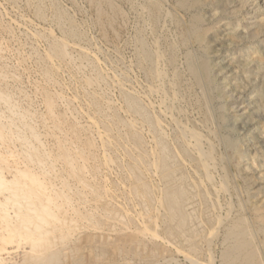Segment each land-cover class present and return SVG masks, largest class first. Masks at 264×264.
<instances>
[{
  "label": "rangeland",
  "instance_id": "rangeland-1",
  "mask_svg": "<svg viewBox=\"0 0 264 264\" xmlns=\"http://www.w3.org/2000/svg\"><path fill=\"white\" fill-rule=\"evenodd\" d=\"M193 1L0 0V167L14 178L33 151L31 172L77 227L65 225L51 264H243L230 262L242 243L264 264V0ZM201 60L211 83L192 72ZM31 254L10 243L0 264Z\"/></svg>",
  "mask_w": 264,
  "mask_h": 264
},
{
  "label": "bare ground",
  "instance_id": "bare-ground-1",
  "mask_svg": "<svg viewBox=\"0 0 264 264\" xmlns=\"http://www.w3.org/2000/svg\"><path fill=\"white\" fill-rule=\"evenodd\" d=\"M111 1V0H110ZM181 1V0H180ZM194 1H196V0H194ZM193 1V2H194ZM105 2V1H104ZM190 2V1H189ZM186 3V2H185ZM192 3V2H191ZM190 3V4H191ZM183 4V3H182ZM189 4V3H188ZM189 4V5H190ZM99 6V5H98ZM185 6V5H184ZM187 6V5H186ZM191 12V11H190ZM192 14V13H191ZM120 15V14H119ZM195 15V14H194ZM116 16V15H115ZM198 16V15H197ZM195 17L194 18V20H193V22L191 23V25H190V31H192L193 33H195V34H197L196 36H199V37H201L202 39L204 38V36L206 35V33H207V30L205 29V28H203L202 26H200V18L199 17ZM193 17V16H192ZM252 21H255V20H252ZM255 23V22H254ZM185 26V25H184ZM255 29H256V27H254ZM192 32H190V34L192 33ZM257 32V31H256ZM183 33V32H182ZM250 34V33H249ZM207 36V35H206ZM249 36V35H248ZM253 37V36H252ZM183 41V40H182ZM61 48H62V46H60V47H58V49L57 50H59V52H62V50H61ZM59 54H61V53H59ZM189 59V58H188ZM195 59V58H194ZM202 61V60H201ZM253 60H250L249 61V63L251 64V62H252ZM255 61V60H254ZM197 64V63H196ZM258 64V63H257ZM196 67H194V69H193V73H194V75L196 76V78L198 79V77L199 78H201L202 79V81H206L207 83H211L212 82V77H211V74H210V66H209V64H208V62H206V61H202V62H200L199 64H198V66L197 65H195ZM86 77L87 76H85V79H86ZM87 79H88V81L89 82H91L89 79L90 78H88L87 77ZM86 79V80H87ZM85 80V81H86ZM199 81V80H198ZM201 81V82H202ZM87 82V81H86ZM88 82V83H89ZM92 83V82H91ZM204 84H205V82H204ZM1 93V92H0ZM6 95V94H5ZM9 96V95H8ZM257 96H258V100H259V103H260V105L263 107L264 106V94L263 93H261V92H257ZM4 98V97H3ZM4 100V99H3ZM2 100V101H3ZM11 103V102H10ZM102 103V102H101ZM12 104V103H11ZM50 105V109L49 110H51V106H52V102L50 101V103H49ZM8 106V105H7ZM14 107V106H13ZM92 107V106H91ZM98 108V107H97ZM133 108H134V106H133ZM53 110V109H52ZM51 110V111H52ZM133 110V109H132ZM134 111V110H133ZM106 112V111H105ZM13 113V112H12ZM51 113V112H50ZM54 116H55V114H54ZM24 117H25V115H24ZM29 117V116H28ZM58 117V116H57ZM67 117H68V115H67ZM105 117V116H104ZM107 117H108V115H107ZM56 119V118H55ZM106 119V118H105ZM26 120H27V118H26ZM56 120H58V119H56ZM103 120V119H102ZM17 121V120H16ZM60 122V121H59ZM92 122V121H91ZM95 122V121H94ZM93 122V123H94ZM133 122V121H132ZM148 122V121H147ZM160 122V121H159ZM19 123V122H18ZM97 122H95V124H96ZM103 123V122H102ZM123 123V122H122ZM15 124V123H14ZM17 124V123H16ZM27 124V123H26ZM65 124V123H64ZM67 124V123H66ZM98 124V123H97ZM112 124V123H111ZM129 124V123H128ZM142 124V123H141ZM9 125V124H8ZM20 125H21V123H20ZM22 125H24V124H22ZM36 125V124H35ZM126 125V124H125ZM135 125V124H134ZM133 125V126H134ZM2 126V125H1ZM0 126V138L2 137L3 138V129L5 128H3L2 129V127ZM27 126V125H26ZM103 126V125H102ZM128 126H130V125H128ZM133 126H131L132 128H133ZM9 127H10V125H9ZM17 127V126H16ZM24 128V127H23ZM68 128V127H67ZM74 128V127H73ZM28 129V128H27ZM52 129V128H51ZM75 129V128H74ZM94 129V128H93ZM12 130V129H11ZM133 130V129H132ZM22 131V130H21ZM36 131V130H35ZM38 131V130H37ZM36 131V132H37ZM48 131V130H47ZM129 131V130H128ZM134 131H135V128H134ZM20 132V131H19ZM107 132V131H106ZM133 132V131H132ZM150 132V131H149ZM14 133V132H13ZM21 133V132H20ZM78 133V132H77ZM112 132H110V133H108V134H111ZM31 134H32V137H34V135L35 134H33L32 132H31ZM49 134V133H48ZM74 134V133H73ZM76 134V133H75ZM108 134H107V136H108ZM115 134V133H114ZM134 134V133H133ZM132 134V135H133ZM138 134V133H137ZM46 135V134H45ZM130 135H131V133H130ZM13 136V135H12ZM36 136H37V134H36ZM35 136V137H36ZM62 136V135H61ZM111 136H112V134H111ZM137 136V135H136ZM159 136V135H158ZM6 137H8V136H5V138H3V140L4 139H7ZM10 137V136H9ZM22 136H18L17 138L20 140V139H22L21 138ZM31 137V138H32ZM64 137V136H63ZM90 137V136H89ZM105 137H106V135H105ZM132 137V136H131ZM138 137V136H137ZM49 138V137H48ZM83 138V137H82ZM10 139V138H9ZM16 139V138H15ZM27 139V138H26ZM61 139V138H60ZM104 139V138H103ZM116 139V138H115ZM130 139V138H129ZM155 139H156V137H155ZM2 140V141H3ZM11 140V139H10ZM29 140V139H28ZM106 140V139H105ZM110 140V139H109ZM137 140H138V138H137ZM16 141V140H15ZM30 141V140H29ZM107 141V140H106ZM124 141V140H123ZM129 141V143H130V140H128ZM133 141V140H132ZM142 141V140H141ZM19 142V141H18ZM24 142V141H23ZM64 142H66V141H64ZM110 142V141H109ZM127 142V141H126ZM158 142V141H157ZM20 143V142H19ZM28 143V142H27ZM37 143H39V142H37ZM108 143V142H107ZM121 143V142H120ZM128 143V142H127ZM134 144H135V142H133ZM47 144V143H46ZM53 144V143H52ZM67 144V143H66ZM109 144H111V143H109ZM122 144V143H121ZM131 144V143H130ZM137 144V143H136ZM71 145H72V143H71ZM75 145V144H74ZM124 145H126V144H124ZM133 145V144H132ZM131 145V146H132ZM160 145V144H159ZM26 146H30V145H26ZM64 146H66V145H64ZM69 146V145H68ZM73 146V145H72ZM107 146V145H106ZM121 146V145H120ZM134 146V145H133ZM142 146V145H141ZM3 147V146H2ZM24 147V146H23ZM39 147V146H38ZM126 147V146H125ZM128 147V146H127ZM140 147V146H139ZM161 147V146H160ZM26 149H27V147H25ZM24 148V149H25ZM71 148V147H70ZM69 148V149H70ZM124 148V147H123ZM23 149V148H22ZM40 149V148H39ZM38 149V150H39ZM120 149V148H119ZM127 149V148H126ZM131 149H133V148H131ZM15 150V149H14ZM31 150V149H30ZM61 149H59V151H60ZM71 150H73V149H71ZM124 150V149H123ZM123 150H122V153H123ZM128 150H130L129 149V147H128ZM158 150V149H157ZM162 150V149H161ZM18 151V150H17ZM22 151V150H21ZM24 151V150H23ZM22 151V152H23ZM26 151V150H25ZM49 151V150H48ZM77 151V149L75 150V152ZM104 151V150H103ZM121 151V150H120ZM127 150H125V152H126ZM31 151H29L28 150V153H23V156H24V158H22L23 160H24V162L26 163V169L25 170H20V171H18L19 172V174L17 173L15 176H14V178H11V179H8L4 174H3V168L2 167H0V219H1V224H0V252L2 251V250H4L5 251V246L6 245H8V244H12V243H15V242H17V246L19 247L20 245H21V243H26V242H28L29 244H30V249H31V255L29 256V258H27L26 260H25V262L23 263V264H51L52 262H54L56 259H58L59 258V252H58V254H57V251H55L54 249L55 248H57V246H60L63 242H64V240H65V238H66V235H64V230H65V225L68 227V230H70L71 228H72V224H74V223H72V221H69V222H67L66 220H65V218H63L62 216H60L59 215V211L61 210V205H60V203L59 202H61L62 201V199L64 198V196L63 195H58V193L57 194H55V193H51L50 192V189L51 188H49V185L47 186V184H48V182L47 183H45V182H43V181H41V178L39 177V176H37L35 173H33V172H31L32 170L30 169V165H31V161L34 159V157H35V154H32V153H34L33 151H32V153H30ZM62 152V151H61ZM68 152V151H67ZM72 152V151H71ZM75 152H73V153H75ZM106 152V151H105ZM128 152V151H127ZM126 152V153H127ZM151 152V151H150ZM155 152L157 153V151L155 150ZM165 152V151H164ZM19 153V152H18ZM17 153V154H18ZM41 153V152H40ZM44 153V152H43ZM58 153V152H57ZM57 153H55V154H57ZM70 153V152H69ZM77 153V152H76ZM128 153H130V152H128ZM133 153V152H132ZM159 153V152H158ZM157 153V154H158ZM161 153H163V151H161ZM8 154V153H7ZM12 154H14V153H12ZM11 154V155H12ZM51 154V153H50ZM71 154V153H70ZM124 154V153H123ZM142 154H144V153H142ZM153 154H154V151H153ZM171 154V153H170ZM176 154V153H175ZM38 155V154H37ZM40 155H42V154H40ZM53 155V154H52ZM74 155V154H73ZM128 155V154H127ZM138 155V154H137ZM163 155V154H162ZM162 155L160 156L161 158H162ZM244 155V154H243ZM10 156V155H9ZM14 156V157H13ZM12 156V158H17L18 159V161L17 162H19V158L20 157H17V156H15V154ZM48 156H49V154H48ZM106 156V155H105ZM124 156H125V154H124ZM141 156V155H140ZM139 156V157H140ZM159 156V155H158ZM179 156V155H178ZM242 156V155H241ZM73 157V156H72ZM78 157H79V155H78ZM84 157V156H83ZM87 157H89L88 156V154H87ZM108 157H109V154H108ZM129 157H130V154H129ZM135 157H136V155H135ZM138 157V156H137ZM244 157V156H243ZM242 157V158H243ZM5 158V157H4ZM10 158V157H9ZM39 158V157H38ZM42 158H44V157H42ZM50 158V157H49ZM53 158V157H52ZM52 158H50V159H52ZM74 158H76V157H74ZM109 158H111V155H110V157ZM109 158H107V159H109ZM122 158H123V156H122ZM131 158V157H130ZM148 158V157H147ZM60 159H61V157H60ZM119 159H121V158H119ZM127 159V158H126ZM132 159H134V157L132 156ZM142 159H143V157H142ZM162 159H164V158H162ZM162 159H160L161 160V162H162ZM240 159V158H239ZM41 160H43V159H41ZM82 160V159H81ZM113 160H115V159H113ZM140 160V162H141V158L139 159ZM138 160V161H139ZM145 160V159H144ZM143 160V161H144ZM157 160V159H156ZM53 161V160H52ZM55 161V160H54ZM53 161V162H54ZM58 161V160H57ZM63 161H65V162H68L67 164H69L70 162H69V160H68V158H67V156H65L64 158H63ZM62 161V162H63ZM79 161V160H78ZM83 161V160H82ZM111 161H112V159H111ZM117 161H119V160H116V162ZM122 161V160H121ZM132 161V160H131ZM137 161V162H138ZM164 161V160H163ZM171 161V160H170ZM242 161V160H241ZM240 161V162H241ZM43 162V161H42ZM60 162H61V160H60ZM74 162V161H73ZM110 162V161H109ZM120 162V161H119ZM123 162V161H122ZM133 162H135V161H133ZM145 162V161H144ZM160 162V161H159ZM39 163V162H38ZM45 163V162H44ZM76 163V162H75ZM85 164H86V162H84ZM107 163V162H106ZM115 163V162H114ZM118 163V162H117ZM116 163V164H117ZM121 163V162H120ZM146 163H149V161H147ZM154 163H155V161H154ZM153 163V164H154ZM158 163V162H157ZM35 164V163H34ZM97 164V163H96ZM95 164V165H96ZM124 164V163H123ZM143 164V163H142ZM141 164V165H142ZM240 164V163H239ZM33 165V164H32ZM43 165V164H42ZM46 165V164H45ZM44 165V166H45ZM66 165V164H65ZM76 165V164H75ZM84 165V164H83ZM108 165V164H107ZM117 165H121V164H117ZM134 165V163H132V166ZM135 165H139V164H135ZM147 165V164H146ZM149 166H151L150 164H148ZM238 165V164H237ZM58 166V165H57ZM66 166H68V165H66ZM86 166V165H85ZM163 166V165H162ZM161 166V167H162ZM61 167V166H60ZM84 166H82V169H83V171H84V169L85 168H83ZM130 167V166H129ZM160 167V166H159ZM160 167V168H161ZM132 168V167H131ZM135 169H137V167H134ZM45 169V168H44ZM47 169V168H46ZM65 169H67L66 167L63 169H61V170H65ZM92 169V168H91ZM90 169V170H91ZM96 169H97V167H96ZM139 169V168H138ZM142 169H143V167H142ZM148 170H150L149 168H147ZM162 169H164V168H161L160 170H162ZM75 170V169H74ZM86 170V169H85ZM133 170V169H132ZM131 170V171H132ZM144 170V169H143ZM168 170H170V169H168ZM167 170V171H168ZM70 171V170H69ZM129 171H130V168H129ZM130 171V172H131ZM138 171V170H137ZM65 172H66V170H65ZM64 172V173H65ZM146 172V171H145ZM169 172V171H168ZM167 172V173H168ZM39 173V172H38ZM43 173V172H42ZM67 173V172H66ZM72 173V172H71ZM92 173V172H91ZM127 173V172H126ZM132 173H134V172H132ZM140 173V172H139ZM163 172L161 171V174H162ZM171 173V172H170ZM68 174V173H67ZM73 174V173H72ZM78 174H79V172H78ZM84 174V173H83ZM129 175H130V173H128ZM135 174V173H134ZM159 174V173H158ZM44 175V174H43ZM56 175V174H55ZM65 175V174H64ZM95 175V174H94ZM111 175V174H110ZM109 175V176H110ZM126 175V174H125ZM124 175V176H125ZM45 176V175H44ZM57 176V175H56ZM68 176V175H67ZM76 176V175H75ZM74 175H73V177H75ZM128 176V175H127ZM126 176V177H127ZM164 176V175H163ZM254 176V175H253ZM45 177H47V176H45ZM87 177V176H86ZM131 177V176H130ZM133 177V176H132ZM138 177H140V176H138ZM162 177V176H161ZM164 177H166V175L164 176ZM164 177H162V178H164ZM259 177V176H258ZM57 178V177H56ZM88 178V177H87ZM92 178V177H91ZM90 178V179H91ZM95 178V177H94ZM106 178H107V176H106ZM123 178H125V177H123ZM137 178V177H136ZM145 178V177H144ZM260 178V177H259ZM258 178V179H259ZM46 179V178H45ZM54 179V178H53ZM77 179V178H76ZM82 179V178H81ZM84 179V178H83ZM125 179H127V178H125ZM129 179V178H128ZM138 179V178H137ZM172 179V178H171ZM174 179V178H173ZM69 180V179H68ZM87 180V179H86ZM92 180V179H91ZM113 180V179H112ZM136 180V179H135ZM51 181V180H50ZM76 181V180H75ZM82 181V180H81ZM78 182L79 184L81 183L82 184V182ZM84 181V180H83ZM95 181V180H94ZM121 181V180H120ZM124 181V180H123ZM128 181V180H127ZM140 181V180H139ZM148 181V180H147ZM56 182V181H55ZM77 182V181H76ZM122 182V181H121ZM133 182V181H132ZM138 181H136V183H137ZM166 182V181H165ZM165 182H164V184H165ZM72 183V182H71ZM70 183V184H71ZM91 183V182H90ZM127 183H129V182H127ZM126 183V184H127ZM140 183H141V181H140ZM161 183H163V182H161ZM174 183V182H173ZM80 184V185H81ZM88 184V183H87ZM142 184V183H141ZM90 185V184H89ZM132 185H134V184H132ZM140 185V184H139ZM146 185V184H145ZM145 185H142V186H144L145 187ZM166 185V184H165ZM59 186V185H58ZM82 186H85V185H82ZM122 186V185H121ZM124 186V185H123ZM167 186V185H166ZM203 186V185H202ZM110 187V186H109ZM128 187V186H127ZM133 187V186H132ZM131 187V189H133ZM136 186L134 185V188H135ZM141 187V186H140ZM147 187H149L148 185H147ZM152 187V186H151ZM161 187V186H160ZM66 188V187H65ZM83 188H85V187H83ZM93 188V187H92ZM166 188V187H165ZM164 188V189H165ZM178 188V187H177ZM88 189H90V187L88 188ZM122 189H123V187H122ZM136 189V188H135ZM138 189V188H137ZM148 189V188H147ZM254 189V188H253ZM106 190V189H105ZM124 190V189H123ZM129 190H130V188H129ZM149 190V189H148ZM147 190V191H148ZM159 191L161 190V189H158ZM171 190V194H174L175 195V192H176V189H175V191L174 190H172V189H169L168 191H170ZM82 191V190H81ZM111 191V190H110ZM132 191V190H131ZM146 191V192H147ZM65 192V191H64ZM106 192V191H105ZM122 192V191H121ZM139 192H140V190H139ZM165 192L166 191H164V193L162 194V200L161 199H158V200H161V201H163V205H164V207L166 208V209H168L169 210V213H170V217H171V219H174L175 217H177L178 216V211L176 210V212L168 205L167 206V200H166V198H168L167 197V194H166V197H165ZM178 193H180V191L178 190L177 191ZM87 193V192H86ZM85 193V194H86ZM118 193V192H117ZM129 193H130V191H129ZM152 193H153V191H152ZM158 193V192H157ZM168 193V192H167ZM115 194V193H114ZM113 194V195H114ZM139 194H142V193H139ZM148 194V193H147ZM199 194V193H198ZM207 194V193H206ZM258 194V193H257ZM112 195V194H111ZM144 195H145V193H144ZM143 195V196H144ZM154 195V194H153ZM159 195V194H158ZM87 196V195H86ZM137 196H138V194H137ZM137 196H135L136 198H137ZM140 196V195H139ZM142 196V195H141ZM156 196V195H155ZM154 196V197H155ZM84 197V196H83ZM101 197H102V195H101ZM101 197H99L98 199H101ZM115 197V196H114ZM130 197V196H129ZM132 197V196H131ZM153 197V198H154ZM160 197H161V195H160ZM159 197V198H160ZM170 197H171V195H170ZM135 198V199H136ZM138 198H141V197H138ZM152 198V199H153ZM173 197H171V199H172ZM180 197H176L174 200H175V202H173L174 203V209H175V206L176 205H178V200L177 199H179ZM76 199V198H75ZM89 199V198H88ZM96 199V198H95ZM113 199V198H112ZM154 199H156V198H154ZM254 199V198H253ZM119 200V199H118ZM125 200V199H124ZM139 200H142V199H139ZM67 201V200H66ZM92 201V200H91ZM129 201V200H128ZM137 201V200H136ZM152 201H154V200H152ZM151 201V202H152ZM157 201V200H156ZM181 201V200H180ZM263 201V200H262ZM96 202H99V201H96ZM146 202V201H145ZM149 202V201H148ZM159 202V201H158ZM157 202V203H158ZM182 202V201H181ZM180 202V203H181ZM117 203V202H116ZM261 204H262V202H260ZM146 204V203H145ZM160 204V203H159ZM161 204H162V202H161ZM169 204V203H168ZM171 204V203H170ZM264 204V203H263ZM263 204H262V206H253L254 208H256V216H257V218H258V220L262 223V225H264V206H263ZM181 205V204H180ZM253 205V204H252ZM97 206V205H96ZM118 205H116L115 207H117ZM154 207V206H153ZM200 207V206H199ZM252 207V206H251ZM252 207V208H253ZM165 208H164V210H165ZM176 208H179V207H176ZM88 209V208H87ZM120 209V207L118 208V210ZM125 209V208H124ZM133 209V208H132ZM180 209V208H179ZM11 210V211H10ZM117 210V209H116ZM143 210V209H142ZM122 211H123V209H122ZM125 211H126V209H125ZM158 211V210H157ZM181 211V210H180ZM179 211V212H180ZM129 212V211H128ZM144 212V211H143ZM142 212V213H143ZM175 212V213H174ZM200 212V211H199ZM90 213V212H89ZM107 213H109V212H107ZM115 213V212H114ZM130 213V212H129ZM253 213V212H252ZM117 214H118V212H117ZM116 214V215H117ZM123 214H125V213H123ZM127 214V213H126ZM139 214V213H138ZM255 214V213H254ZM82 216H83V214H81ZM140 215V214H139ZM91 216V215H90ZM93 216V215H92ZM107 216V219H110V218H108V215H106ZM125 216V215H124ZM124 216H119V217H122V218H124ZM129 216H132V215H130L129 214ZM183 216V215H182ZM95 217V216H94ZM110 217H111V215H110ZM98 218H99V216H98ZM115 218V217H114ZM116 218H118V217H116ZM134 218V217H133ZM106 219V218H105ZM169 219V218H168ZM205 219V218H204ZM113 220V219H112ZM115 220V219H114ZM241 220V219H240ZM93 221V220H92ZM96 221V220H95ZM116 221V220H115ZM122 221V220H121ZM124 221H125V219H124ZM123 221V222H124ZM94 222V221H93ZM118 222H119V220H118ZM122 222V224H124ZM150 222V221H149ZM64 223V224H63ZM92 223V222H91ZM109 223H110V221H109ZM109 223H107V224H109ZM126 223V222H125ZM204 223V222H203ZM94 224H96V223H94ZM143 224V223H142ZM236 225H237V223H236ZM252 225V224H251ZM260 225V224H259ZM96 226V225H95ZM94 226V227H95ZM145 226V225H144ZM66 227V228H67ZM73 227H76V224H74L73 225ZM124 226H122V228H123ZM185 227V226H184ZM231 227H233V226H231ZM77 228V227H76ZM99 228V227H98ZM145 228H150V227H147V226H145ZM125 229H127V228H125ZM151 229H152V227H151ZM158 229V228H157ZM186 229V228H185ZM83 230V229H82ZM98 230V229H97ZM141 230V229H140ZM147 230V229H146ZM145 229H143V230H141V231H146ZM150 230V229H149ZM155 230V229H154ZM154 230H152V231H154ZM208 230V229H207ZM236 230V229H235ZM58 231H61L60 233H62L63 232V235H61L60 233H58ZM94 231V230H93ZM148 231V230H147ZM191 232V231H190ZM244 232V231H243ZM243 232H241V233H239V234H242ZM247 232V231H246ZM57 233H58V235H57ZM187 233H188V231H187ZM233 233V232H232ZM264 233V232H263ZM152 234H154V233H152ZM159 234V233H158ZM237 234V233H236ZM235 234V235H236ZM238 234V236H241L242 237V235H239ZM16 235H19V237H21L20 239H14L15 238V236ZM142 235V234H141ZM155 235V234H154ZM156 235H157V233H156ZM163 235V234H162ZM156 237V236H155ZM243 238V237H242ZM239 239V240H238ZM238 239H236L238 242L240 241V240H242V239H240L239 237H238ZM245 239H246V237H245ZM250 240V239H249ZM249 240H248V242H249ZM93 241V240H92ZM234 241V240H233ZM242 241H244V239L242 240ZM241 242V241H240ZM247 242V241H246ZM245 242V243H246ZM92 243V242H91ZM236 244V243H235ZM240 244V243H239ZM14 245V244H13ZM235 246H237V245H235ZM237 249L239 250V254H240V256H239V254H235L234 256H232L231 257V261L230 262H237V260L239 259H241V262L243 263V264H250L251 263V261H252V259L254 258H257V256L255 257V250L253 249V247L251 246V244H248V243H246V244H240L239 246H238V248H236L235 250H236V252H237ZM256 249V248H255ZM150 250V249H149ZM227 250V249H226ZM8 251H10V250H8ZM99 251V250H98ZM6 252H7V250H6ZM257 253V252H256ZM120 254V253H119ZM95 256V255H94ZM127 257V256H126ZM128 258V257H127ZM141 259V258H140ZM149 259V258H148ZM228 259V258H227ZM256 261V260H255ZM254 261V262H255ZM253 262V261H252ZM259 263V262H258Z\"/></svg>",
  "mask_w": 264,
  "mask_h": 264
}]
</instances>
